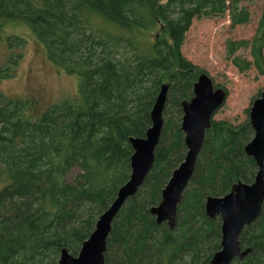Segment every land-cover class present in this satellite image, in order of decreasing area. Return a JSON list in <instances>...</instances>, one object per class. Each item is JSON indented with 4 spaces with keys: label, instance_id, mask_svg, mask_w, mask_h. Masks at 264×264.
I'll return each mask as SVG.
<instances>
[{
    "label": "trees",
    "instance_id": "obj_1",
    "mask_svg": "<svg viewBox=\"0 0 264 264\" xmlns=\"http://www.w3.org/2000/svg\"><path fill=\"white\" fill-rule=\"evenodd\" d=\"M244 1L250 0H0V42L10 51L0 80L14 76L26 45L21 30L77 81L75 99L42 115L33 101L0 93V167L8 182L0 190V264H58L63 249L78 255L129 180L130 139L146 137L165 84L154 164L112 223L105 264H210L221 248L222 222L206 215L207 198L252 184L258 171L245 152L254 137L249 120L239 127L212 120L175 228L158 224L150 211L185 159L182 103L205 73L182 55L186 34L195 19L228 14L233 28L248 24ZM159 29L156 42L141 37ZM254 40L255 62L234 57L249 41H229L227 55L241 71L255 66L264 74L263 42ZM73 170L78 174L69 181ZM239 243L250 252L231 264H264V208Z\"/></svg>",
    "mask_w": 264,
    "mask_h": 264
},
{
    "label": "water",
    "instance_id": "obj_2",
    "mask_svg": "<svg viewBox=\"0 0 264 264\" xmlns=\"http://www.w3.org/2000/svg\"><path fill=\"white\" fill-rule=\"evenodd\" d=\"M167 92L168 85L165 84L151 112L152 125L146 137L130 139L134 153L129 180L119 189L110 207L99 217L95 230L83 243L78 255L74 257L63 249L58 264H105L107 239L112 223L127 199L135 195L143 185L153 167L154 153L163 127ZM193 94L190 101L182 103V130L187 147L185 159L173 172L163 190L161 203L150 211L158 224L167 223L172 229L176 226L178 206L193 176L206 132L227 99V91L216 88L206 73H202L194 84ZM249 122L254 137L245 147V152L254 159L258 171L252 184L239 182L226 196L207 198L206 215L211 219L220 217L222 222L221 248L214 254L210 264H231L236 258L242 260L249 254V249L242 251L239 238L244 228L254 223L264 208V92L251 107Z\"/></svg>",
    "mask_w": 264,
    "mask_h": 264
},
{
    "label": "rangeland",
    "instance_id": "obj_3",
    "mask_svg": "<svg viewBox=\"0 0 264 264\" xmlns=\"http://www.w3.org/2000/svg\"><path fill=\"white\" fill-rule=\"evenodd\" d=\"M243 5L251 15L248 24L233 28L228 14L221 18L195 19L182 47L183 57L205 72L214 86L227 91L226 102L213 120L223 121L234 127L249 120L253 103L264 92V74L255 66L241 71L234 64L233 57L229 58L227 55L229 41H249V46L236 52L234 57L255 62L252 43L257 38L256 44L263 42L264 58V0L244 1ZM19 33L26 39V45L19 51L21 56L14 76L0 80V93L13 99L33 101V111L41 115L49 106L65 98L75 99L76 79L59 71L48 60L45 47L32 33L21 30ZM161 36L160 29L152 34L141 35L147 42H156ZM9 54L6 44L0 42V67L5 65ZM2 172L0 167V190L8 183ZM77 174L78 171L73 170L68 177L69 181H73Z\"/></svg>",
    "mask_w": 264,
    "mask_h": 264
}]
</instances>
